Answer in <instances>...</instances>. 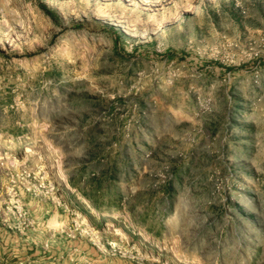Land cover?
<instances>
[{"label":"rangeland","instance_id":"374dc122","mask_svg":"<svg viewBox=\"0 0 264 264\" xmlns=\"http://www.w3.org/2000/svg\"><path fill=\"white\" fill-rule=\"evenodd\" d=\"M0 264H264V0H0Z\"/></svg>","mask_w":264,"mask_h":264},{"label":"trees","instance_id":"16d2710c","mask_svg":"<svg viewBox=\"0 0 264 264\" xmlns=\"http://www.w3.org/2000/svg\"><path fill=\"white\" fill-rule=\"evenodd\" d=\"M41 7L43 8V10H44L46 13L51 14L50 10H48L45 6L42 5Z\"/></svg>","mask_w":264,"mask_h":264},{"label":"bare ground","instance_id":"6f19581e","mask_svg":"<svg viewBox=\"0 0 264 264\" xmlns=\"http://www.w3.org/2000/svg\"><path fill=\"white\" fill-rule=\"evenodd\" d=\"M30 150V149H29ZM80 217V216H79ZM112 226V225H111Z\"/></svg>","mask_w":264,"mask_h":264}]
</instances>
